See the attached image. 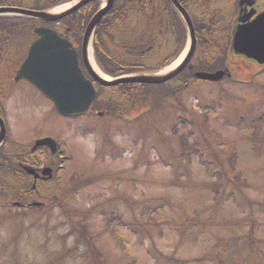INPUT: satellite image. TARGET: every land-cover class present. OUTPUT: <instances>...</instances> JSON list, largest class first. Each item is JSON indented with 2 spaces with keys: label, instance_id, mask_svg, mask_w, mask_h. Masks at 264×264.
<instances>
[{
  "label": "rangeland",
  "instance_id": "obj_1",
  "mask_svg": "<svg viewBox=\"0 0 264 264\" xmlns=\"http://www.w3.org/2000/svg\"><path fill=\"white\" fill-rule=\"evenodd\" d=\"M32 2L26 0L28 6ZM233 5L222 8L225 19ZM223 32L219 28L217 38L226 47ZM19 39L27 43L30 36ZM211 44H199L195 63L212 55L223 56L224 64L233 62ZM176 45L168 34L157 45L159 56L143 62L160 65ZM13 52L20 54L17 47ZM111 53L125 58L121 48ZM237 63L228 65L235 81H199L184 94L177 92L197 124L172 96L159 101L156 120L151 115L137 121L156 98L141 89L133 92L132 101L120 96L123 87L100 90L101 103L118 100L120 110L128 112L123 120H100L105 117L62 119L33 85L21 81L15 86L9 119L17 143L31 146L40 135L52 134L60 138L67 157L60 173L67 188L73 177L94 181L62 201L64 209L79 211L76 220L88 214L85 229L73 228L63 207L55 204L16 218V209L7 215L0 206V264H264V68L252 61ZM215 100L216 106L207 107ZM148 120L154 124L144 137ZM181 137L200 144L182 150ZM212 182L220 183L219 192L209 188ZM15 183L25 184L20 176ZM46 184L50 189L45 193L53 195L56 185ZM0 186L14 198L9 187ZM31 196V201L42 199ZM87 229L95 247L85 237Z\"/></svg>",
  "mask_w": 264,
  "mask_h": 264
},
{
  "label": "flooded vegetation",
  "instance_id": "obj_2",
  "mask_svg": "<svg viewBox=\"0 0 264 264\" xmlns=\"http://www.w3.org/2000/svg\"><path fill=\"white\" fill-rule=\"evenodd\" d=\"M0 1L3 5H27L21 0ZM30 1H33L31 8L39 10L44 9L42 7L47 4H49V6L46 8H52L55 6L54 4L58 2L57 0H39V5H37V0ZM239 1L241 0H110V9L105 12L99 24V28L108 27L113 30V27H115L118 32L125 30L126 33L134 32V29H138L134 35L135 40L139 39L141 41L140 46L142 48L139 51V58L145 60L151 56H159L157 49L159 38H163L170 31L174 35L175 43L179 44V31L181 28L187 29L189 20L183 18L180 13L181 9L185 10V13L188 12L192 23L195 25L198 34L197 45L200 43L204 44L203 41L206 43L212 41L220 42V39L211 37L213 31L219 28L226 30L227 27L232 30L234 26H237L239 16L247 18L251 11L257 14L264 11V0H244L242 5H240ZM45 2L46 5H44ZM104 2L105 0H93L59 22H41L36 23V25L41 24L56 28L61 35L70 39L73 44L78 47V45H81L84 28H86L91 16L101 9ZM228 2L235 3L232 9L234 15L232 14L225 19L222 8L226 9L228 7ZM3 22L7 23V21ZM17 23V21H13L12 25L15 26ZM201 33H203L204 36ZM35 38H37V35ZM125 47L128 48V45ZM178 49L179 47H177V50ZM193 61L194 56L190 62L192 66ZM126 62L127 61L124 59V62L120 64L123 65ZM189 70L190 69H184L183 72L186 74ZM0 115L5 117L4 104L2 101H0ZM10 133L12 134V132ZM8 138L9 135L7 132V139L0 147V180L7 181L6 177H11V179L7 181V187L11 188L13 196H22V200L17 198L15 200L6 199V201H15L13 204L16 203V201H27L32 194H38L44 199L47 195L45 192L50 189L46 184L48 182H53L56 185V190H61V181L60 179L57 180V178H61L60 173L62 172L61 165H63V150L58 140V149L55 153H52L51 149L45 145L35 148V144L30 150H28L27 147H23L21 149H16L17 151L12 153L6 147L10 144H16L18 139L12 138L8 140ZM15 147L19 148L18 145H15ZM27 166L33 169L34 174L28 172L29 168ZM47 169L50 170L46 171ZM21 175L24 177L26 176L27 182L24 181L25 184L15 183L16 178L19 176L21 177ZM56 197L57 194L54 193L45 198V200Z\"/></svg>",
  "mask_w": 264,
  "mask_h": 264
},
{
  "label": "water",
  "instance_id": "obj_3",
  "mask_svg": "<svg viewBox=\"0 0 264 264\" xmlns=\"http://www.w3.org/2000/svg\"><path fill=\"white\" fill-rule=\"evenodd\" d=\"M77 7L60 15L15 7L0 8V13L13 12L33 16L45 21H55L76 10ZM104 12L105 10L96 14L90 22L85 35L84 49L87 47L93 28L99 22ZM240 20L243 23L238 26L235 32L233 48L237 53L244 54L255 59L260 64H264V13L258 15L253 21L248 23H246L247 19L242 17ZM35 31L40 37L31 45L29 55L24 61L16 79H27L33 83L44 95L53 101L61 114L73 116L87 113L97 92L93 83L85 78L79 66L78 54L69 48L70 43L59 36L55 30L40 26ZM191 31L194 35L193 28H191ZM194 48L195 45L193 46V51ZM185 62L170 74H141L109 81L98 75L92 70L89 62L85 61L94 79L106 86L127 82L161 83L174 77L185 66ZM224 74L225 71H218L216 73H198L197 75L204 79L219 80ZM37 144L53 146L55 141L51 138H45L39 140Z\"/></svg>",
  "mask_w": 264,
  "mask_h": 264
},
{
  "label": "trees",
  "instance_id": "obj_4",
  "mask_svg": "<svg viewBox=\"0 0 264 264\" xmlns=\"http://www.w3.org/2000/svg\"><path fill=\"white\" fill-rule=\"evenodd\" d=\"M18 20H16V21L19 22ZM20 20L22 21L24 19L20 18ZM11 22L12 21L7 22L8 25L7 24L0 25V30L3 31V32L0 33V42H4V40H3V34H4V32H11L16 27L23 26V23L22 22H21V24L17 23L15 26H12L11 25ZM3 66H4V63L2 61H0V84L2 83V80H3L2 78L4 77L1 74V70L3 69ZM134 66H135V64H132V63L130 65L116 64L115 65L116 69H114L112 72L118 73V72H123V71H129L130 69H133ZM203 68L204 69H211L212 67H211V65L209 63H203ZM132 85L135 86L137 84H128L126 86L129 87V86H132ZM147 88H148L147 93L149 92L150 94H154V97H156V98L155 99L152 98L151 101L153 103V106L148 111H146L147 113L145 115L139 116L137 118V121H140V120L142 121V119L145 116H151V115H154L156 112H158V113L161 112L159 110L161 109L162 105L159 103V101L160 100L167 101L169 97H171V96L173 97V94H169L168 93L169 90H166L165 87L163 88L162 86H147ZM135 90H137V89H134L132 91V88H130L128 90V92L121 93L120 96L122 98H125L127 101H132V95H133V92ZM185 91H183V92H185ZM183 92H182V94H184ZM142 97L144 99H146V96L145 95H142ZM176 97L178 98V103L180 104V105H176V107L179 108L182 112H184V114H186L187 116L191 117V119L194 122V124H197L196 117L194 116V114L192 113V111L187 108V106L185 105L186 103L183 102V100L180 97L174 96V98H176ZM139 100H140L139 96H138V98H135L134 106H136L138 104ZM216 101L217 100H215L213 102H209L207 104V107L216 106V103H217ZM103 103H104V108H106L110 112L109 113V117L114 116L115 118H119V119H122L123 120L122 115H125V114L128 113V112H126L127 110H122V111L120 110L121 103L118 100L109 99L107 101H104ZM107 117H108V115H107ZM154 120H156L155 115H154ZM153 124H154V122H149V120L144 123V126H145L144 128H146L145 130H143L144 131L143 133L144 134L146 133L144 137H147V133L149 132V130H151V125H153ZM105 130H107V129H105ZM156 132L157 133L159 132V134H163V132L160 129L158 131H156ZM181 138H182V150L183 149L185 150L186 148H194L196 145H199L200 144L196 140H194L193 142H190L185 137H181ZM221 174H223V171L222 170H221ZM93 178L94 177H91L90 179L75 178V177H73L70 180V186L68 188H66V191L68 192V194L69 193H75L80 188H83L85 185L92 183L94 181ZM234 178H235V176L232 179L231 178H228V181L233 182V179ZM219 185H220V183L212 182V183H209L208 186H209V188L215 190L216 192H219V189H218L220 187ZM222 198H224V194H223ZM58 203H62V201H58ZM63 212L66 215V217L68 218L69 223L72 225L73 228L81 227L82 226V228L85 229V227H87V225L83 222V220L84 219H87L88 214H82V213H80L78 216L83 215L82 217L84 219L83 220L82 219L81 220H76L75 219L76 217H74V215H77V212H79V211H77V210L74 209L71 212V210H68V207H66ZM110 225H111V222H109V227H110ZM85 232H86V235H85L86 239H89L90 242L92 243V236H91V234L89 232V229H87V231H85ZM253 236L254 235L250 234L248 236V238L254 244L256 242V240L253 238ZM92 246L95 247V245L93 243H92ZM101 261H103V260H101Z\"/></svg>",
  "mask_w": 264,
  "mask_h": 264
},
{
  "label": "bare ground",
  "instance_id": "obj_5",
  "mask_svg": "<svg viewBox=\"0 0 264 264\" xmlns=\"http://www.w3.org/2000/svg\"><path fill=\"white\" fill-rule=\"evenodd\" d=\"M58 10H60V9H58Z\"/></svg>",
  "mask_w": 264,
  "mask_h": 264
}]
</instances>
